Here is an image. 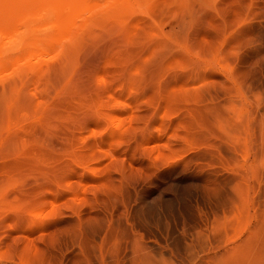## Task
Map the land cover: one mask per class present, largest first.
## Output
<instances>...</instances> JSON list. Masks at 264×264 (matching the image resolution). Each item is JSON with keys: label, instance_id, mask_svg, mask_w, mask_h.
Here are the masks:
<instances>
[{"label": "rangeland", "instance_id": "1", "mask_svg": "<svg viewBox=\"0 0 264 264\" xmlns=\"http://www.w3.org/2000/svg\"><path fill=\"white\" fill-rule=\"evenodd\" d=\"M251 4L264 0H0V93L11 96L0 121V176L18 166L47 176L69 170L90 195L124 176L123 188L138 190L146 209L162 196L160 214L188 215L208 183L197 165L211 148L192 139L188 112L198 101L181 84L199 60L223 77L235 68L229 45L252 28ZM87 155L89 171L73 161Z\"/></svg>", "mask_w": 264, "mask_h": 264}, {"label": "bare ground", "instance_id": "2", "mask_svg": "<svg viewBox=\"0 0 264 264\" xmlns=\"http://www.w3.org/2000/svg\"><path fill=\"white\" fill-rule=\"evenodd\" d=\"M248 8L254 24L234 37L227 54L236 56L235 68L223 77L199 60L181 84L198 101L187 110L192 139L211 148L197 165L208 183L196 208L175 219L146 209L138 190L123 188L124 176L121 186L112 188V178L104 185L109 190L90 195L77 173L78 179L69 170L54 173L45 182V169L18 166L0 176L1 264H264V5ZM245 45L254 50L243 56L238 50ZM6 94L0 93V121L9 109ZM74 158L89 171L88 159ZM29 171L37 181L27 178Z\"/></svg>", "mask_w": 264, "mask_h": 264}, {"label": "snow or ice", "instance_id": "3", "mask_svg": "<svg viewBox=\"0 0 264 264\" xmlns=\"http://www.w3.org/2000/svg\"><path fill=\"white\" fill-rule=\"evenodd\" d=\"M168 192H175V189L169 188L167 189ZM162 196H157L149 205H147V209L149 211H158L160 208V204L162 201Z\"/></svg>", "mask_w": 264, "mask_h": 264}]
</instances>
